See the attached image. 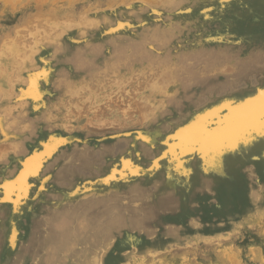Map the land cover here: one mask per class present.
<instances>
[{"label": "bare ground", "instance_id": "obj_1", "mask_svg": "<svg viewBox=\"0 0 264 264\" xmlns=\"http://www.w3.org/2000/svg\"><path fill=\"white\" fill-rule=\"evenodd\" d=\"M161 3L164 6L161 9L166 10L153 9L143 0L140 3L125 2L118 7L103 6L104 9L96 11L89 8L84 13L81 11L79 18L66 16L57 20L58 16L47 17V24L37 20L30 28L27 26L24 29L27 33L18 29L15 32L16 38L7 40L6 37L9 58L7 55L5 68L14 66L15 59L24 64L19 67L15 78L7 82V87L0 84L1 95L9 99L16 96L10 99V107L5 108L3 113L0 112V166L3 165L0 167V213L5 217L0 223V252L4 250V244L15 248L20 231L16 219L23 216L29 203L46 190L51 175L41 174L50 161L64 164L60 166L56 176V186L61 189L58 199H61L56 203L49 202L45 234L40 231L41 221L35 216L40 214V207L32 214H24L30 220L27 225L32 237L31 245L47 249L48 254L57 253L61 256L63 251L65 256L61 258V264H86L92 257L89 253L103 243V247H110V254L105 256L106 263L115 264L119 260V251L125 246L148 243L144 238L147 225L162 223L163 218L165 221L177 220L178 223L184 221V215L180 212L163 214L162 204L159 203L146 205L147 214L137 212L144 204L141 206L140 201H133L132 198L138 199L144 192L145 184L141 177L152 178L156 175V179L162 181L155 196L166 192L174 197L181 193L184 201L177 205V209L185 211L190 207L186 204V194L192 193L197 184L224 183L232 186L228 180L227 183L223 182L226 181V171L233 172L229 178L236 182L237 170L243 162H248L250 156L251 159H257L262 154L264 160V107L261 99L264 84L242 96L231 94L215 99L200 109L188 112L184 118H180L181 121L170 120L164 128L157 125L150 129L144 127L136 132L129 130L119 134L118 137L123 138L121 140L130 139L135 157L132 150L122 153V149L114 146H107L98 152L88 149L77 154L75 149L67 147L79 140L71 132L43 129L42 122H46L51 116L47 117V112L44 111L40 118L39 112L48 108L47 96L52 94L49 86L57 66L63 65L69 69L61 70V76L56 77L63 95L79 99L86 89L90 91L87 99H95L94 102L98 103L102 97L98 93L99 88L108 87L103 99H109L110 94L118 88L123 90L122 87H126L130 92L133 81L138 82L137 86L147 81L153 89L158 87V83L176 84L184 74L192 73L193 71L174 64L173 61L177 60L173 55L156 53L161 46L170 43V47L177 46L178 44L168 42L166 33L174 30L186 32L187 25L195 33L193 40H187L190 42L187 46L193 53H207L212 49L206 48L219 43L221 47L217 50L227 51L228 43H221L229 40H241L239 44L243 47L244 43L248 45L245 50L251 46L253 51L260 49L261 52L259 46L264 48V0H164ZM167 12H170V19L165 16ZM30 20H33L32 17ZM139 21L145 23L139 24ZM152 43L155 45H151ZM61 54L63 56L60 57ZM101 54L104 55L103 58H100ZM25 61L31 63L27 64ZM146 61L150 65L148 68L139 66V62L142 64ZM219 66L224 69L227 67L225 63H219L218 59L210 60L206 71L216 70ZM125 68L127 72L122 74L121 70ZM0 72L3 74L4 69H0ZM108 83L110 84L107 85ZM95 86L97 87L94 88ZM151 92L153 91L149 95L141 94L139 99L143 101V105L137 107L142 122L148 120L156 109L149 99ZM128 94L125 97L123 93L127 102V96H130ZM112 103L115 104L113 99ZM127 106L128 111L134 109L130 102ZM15 108H20L24 112L22 114L31 116L23 131H17L15 122L9 121L8 116L13 114ZM139 145L143 148L140 149ZM145 146L157 149V154L152 157L147 168L139 162ZM111 152L115 153L116 158L102 168L96 175L98 177L89 175L82 181L71 180L91 168L89 165L94 159H101ZM76 156L81 161L77 167H71L63 161L66 157ZM260 167H263L261 176L264 177V161ZM160 169L163 172L158 173ZM195 171L198 172L196 175ZM36 180L39 182L37 185ZM35 186L38 187L37 190ZM220 188L219 191L223 192ZM32 194L34 195L31 196ZM248 206L246 202L244 205L237 203L236 215L241 214L243 209L245 212ZM197 207L196 210L203 208L200 205ZM228 207L224 206L221 214L226 215ZM73 213L75 217L78 213L86 217V221L80 223L89 232L82 239L86 242L85 246L82 245L79 231L70 225ZM138 229L144 231L142 235ZM180 231L182 229L162 231L156 243L160 245L164 241L163 234H166L167 239L178 238L182 233ZM156 243L152 240L146 248H151ZM26 257L27 255H23V258ZM46 259L43 256L40 264H46Z\"/></svg>", "mask_w": 264, "mask_h": 264}, {"label": "rangeland", "instance_id": "obj_2", "mask_svg": "<svg viewBox=\"0 0 264 264\" xmlns=\"http://www.w3.org/2000/svg\"><path fill=\"white\" fill-rule=\"evenodd\" d=\"M9 1L10 0H0V67L2 65V68L0 69H4L3 74L0 72V84L2 83L5 87H7L6 85L12 81V78H15L19 71V67H23L24 64L20 63L18 59H15L14 66L5 68L7 55L9 58V53H7L9 45L8 42L5 43V40L6 37L7 40H13L16 36L15 32H17L18 29H22L24 33H27V31L25 32L27 26L30 28L37 20H42L43 22L41 23L47 24V17L55 18V16H58L57 20H61V18H65L66 16L79 18L82 12L84 13L88 11L89 8V10L96 11L109 7H118L125 2L140 3L143 0ZM163 1L164 0H145L147 5L152 6L151 8L156 10L164 7L161 3ZM161 10H166V8ZM165 16L170 19V12H167ZM31 17L33 20H30ZM138 23L143 24L145 22L139 21ZM186 27L188 29L186 32L174 30L166 33L168 42L178 44L177 46L170 47V43L164 47L161 46L156 50L157 54L166 53L167 55H173L177 60L173 61L174 64L195 72L184 74L176 84L171 83L169 85H163V83H158L157 88L151 89L150 84L147 81L140 83L138 86V82L133 81L131 86L133 89L129 87L130 92L126 87H122L123 90L118 88L110 94L109 99H103L108 87L102 89L99 88L98 93H100L102 97L100 98V102L95 103V99H87L90 91L86 89L83 90L85 93L79 99H72L69 96L63 95V89L60 88V84L56 77H60L61 70H67V68L63 65L57 66L56 72L51 79V84L49 86L52 94L51 96H47L48 108L39 112L40 118H42L41 115L44 111L47 112V117L51 116L48 119L49 121L42 122V124L44 123L43 129L45 131L49 129L60 133L71 132L70 134L76 136L79 140H75L71 145H67V147L69 149L72 148V150L75 149L77 154L83 153L84 150L86 151L88 149H91L90 151L92 152H98L107 146H114L122 149V153L132 150V155L134 156L135 149L131 146V143L129 142L130 139L121 140L123 138H119V134L129 130V132H136L138 129H143L144 127L150 129L157 125L164 128L165 125H168L170 120L172 122L173 120L178 119L181 121V117L184 118L188 112L190 113L200 109L215 99H220L231 94L242 96L243 93L246 94L254 91L257 87L264 84V48L262 46H259V48L262 49L261 52L259 48V50H257L259 52L253 51V49L250 48L251 46L248 47V50H245V47L248 45H245L244 43L243 47L239 44L241 40H229L228 42L221 43H228L229 49L227 51H218L217 49L221 47L219 43L214 47L206 48L207 50L212 49L207 53H193L190 51L192 49L187 46V44L190 43L187 40H193L192 36H194L195 33L188 28V25ZM151 45H155V43H152ZM61 56H63V54H61L60 57ZM103 57L104 55L101 54L100 58ZM173 57H171V60H173ZM216 59H218L219 63H225V66H227L226 69L219 66L216 70L206 71L210 60ZM179 61L180 63H178ZM25 62L27 64L31 63L30 61ZM147 64V61L142 64L139 62V66L142 65V67L145 68L150 66ZM135 66L138 67V64ZM67 71H69V69ZM126 72V68L121 70L122 74ZM114 76L116 77V75ZM109 84L110 83L107 85ZM96 87L97 86L94 88ZM150 91L153 92H151L149 99L150 102H153L156 109L154 110V113L149 115L150 118L148 120L142 122L143 119H140L142 117L139 115L140 111H138L137 107H141L143 101H139V99L144 96V94L149 95ZM123 93H125V97L126 94L131 93L128 94L130 96H127L129 98L128 102L133 104L132 107L134 109H131V111H128V102L123 96ZM141 94L143 95L141 96ZM11 98H16V96ZM10 99L0 93V112L3 113L5 108L10 107ZM112 99L115 101V104L112 103ZM116 104L118 106H116ZM128 112H130V114H128ZM22 113H24L22 109L15 108L13 114L8 116L10 122H15L14 127L17 131H23L24 125L29 119H31L30 115H24ZM39 113L37 112V114H35L38 115ZM75 116L77 118H75ZM145 147L146 148L142 150V157L139 159V162L144 165V168H147L151 162L150 160H152L154 158L153 156L157 154V149H151L148 146ZM139 148L141 149L143 146L139 145ZM261 155L262 154H259L260 158L257 159H251L250 156L248 162L245 161L241 164L236 172V178H238L236 182L229 178L233 175V172L230 171L229 173V171H226V181L223 180V182L227 183L228 180V183L230 182L232 186L224 185L223 182V184L218 185L217 183H207L206 185L197 184L198 187L195 186L192 193L186 194V204H189L190 207L185 211H178L177 209V205H180V203L184 201L181 193L176 194L177 196L174 195V197L166 192L163 195L155 196L162 181L156 179V175L152 177L153 179L146 176L141 177L145 184L144 192L140 195L141 199L140 197L138 198L140 200L135 197L132 198L133 201H140L141 206L144 204L137 212L139 214H147L145 212L146 205L159 203L160 205L162 204L161 210L163 214L180 212V214L184 215V221L183 223H178L177 220L165 221L163 218L162 223L157 222L156 224L147 225L144 238L148 243L140 246H125V248L119 251V260H116L115 264H264V177L261 176L263 167H260L264 160ZM115 158V153L111 152L109 155L104 156L101 159H94L92 161L93 163L91 162L89 165L91 166V168H89L90 170H85L81 175H77V178H71V180L79 179V181H82L89 175H95V177H98L96 175L101 172L102 168L107 164H110ZM63 161L69 163L71 167H77L81 163L77 156L76 158L66 157ZM57 162L58 161H50L46 169L43 170L41 175H43V173H45V175H51L46 185V190H44V193L36 198L35 201L30 202L28 207L24 210V214H32L37 210V207H40V214L35 216L37 217V220L41 221L40 231L42 234H45L48 227L46 220L48 214L47 211L49 210V202L52 201L53 203H56L61 199H58L61 189L56 186V176L60 166L62 167L64 164L63 162H58L59 164ZM1 163L3 162L1 161ZM0 167H3V165ZM161 172H163V169H160L158 173ZM197 173L195 171L194 175ZM35 182L36 185L39 184L37 180ZM233 183L238 185L240 189ZM218 187H222L220 189H223L224 191H219ZM35 189L37 190L38 187L35 186ZM226 191H229L230 193ZM33 195L34 194L31 196ZM123 196L125 198V193ZM192 197H194L193 200ZM30 200H32V198ZM165 202L166 204H164ZM239 202L243 203V205L246 202L249 206L245 209V212L243 209L241 214L236 215L235 206ZM198 205L203 206V208L200 207L199 210H196L195 207ZM226 205L229 206V211L226 215L221 214L222 209H224V206L226 208ZM259 205L260 207H258ZM24 214L16 219L17 226L20 230L18 232L16 246L15 248H12L10 245L4 244V250L0 252V264H40L42 263L43 256L47 257L46 264H61V258L65 256L63 251H61V256L57 253L48 254L46 252L47 249L34 248L31 245L32 237L27 225L30 220H28ZM76 217H78V219ZM76 217L73 213L70 225L79 231V236H81L80 240L82 241V245L85 246L86 242L82 239L89 232H86L87 229L85 225H80V223L85 222L86 217L80 213H78V216ZM4 218L3 213H0V223ZM179 229H182V231H180L182 233H180L178 238L167 239L165 237L166 234H163L162 238H164V241L160 245L156 243V240L162 231ZM138 231L140 235L144 232L141 229H138ZM72 240L75 242L74 238ZM152 240L155 241L156 245L151 248H146ZM102 244L103 243H101L96 250H92L89 253L92 257L89 258L86 264H107L105 256L110 254V251H108L110 247H103ZM23 255H27V257L23 258Z\"/></svg>", "mask_w": 264, "mask_h": 264}, {"label": "snow or ice", "instance_id": "obj_3", "mask_svg": "<svg viewBox=\"0 0 264 264\" xmlns=\"http://www.w3.org/2000/svg\"><path fill=\"white\" fill-rule=\"evenodd\" d=\"M262 107H264V93H261Z\"/></svg>", "mask_w": 264, "mask_h": 264}, {"label": "crops", "instance_id": "obj_4", "mask_svg": "<svg viewBox=\"0 0 264 264\" xmlns=\"http://www.w3.org/2000/svg\"><path fill=\"white\" fill-rule=\"evenodd\" d=\"M261 248H263V247H261Z\"/></svg>", "mask_w": 264, "mask_h": 264}]
</instances>
